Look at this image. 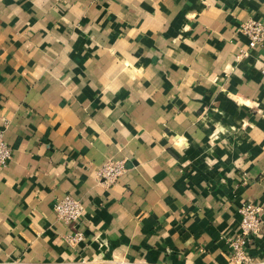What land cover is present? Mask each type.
I'll use <instances>...</instances> for the list:
<instances>
[{"label":"crops","instance_id":"0c3cea01","mask_svg":"<svg viewBox=\"0 0 264 264\" xmlns=\"http://www.w3.org/2000/svg\"><path fill=\"white\" fill-rule=\"evenodd\" d=\"M249 18L264 0H0V264H233L240 205L264 207ZM65 194L79 222L59 218Z\"/></svg>","mask_w":264,"mask_h":264},{"label":"built area","instance_id":"2783aa9c","mask_svg":"<svg viewBox=\"0 0 264 264\" xmlns=\"http://www.w3.org/2000/svg\"><path fill=\"white\" fill-rule=\"evenodd\" d=\"M240 31L248 37L249 49L264 47V22L260 19L249 18L240 25ZM243 54H247L245 51ZM13 148L0 134V166H6L12 158ZM125 170L121 161L109 160L101 165L96 173L107 183L117 181ZM54 208L60 219L66 223L79 222L85 213V206L81 199L65 194L55 202ZM241 215L240 227L231 238L230 257L233 264H254L248 253L251 241L258 237L261 232L264 207L253 201H244L239 210ZM82 238V232L76 231L68 235L70 241H78Z\"/></svg>","mask_w":264,"mask_h":264}]
</instances>
